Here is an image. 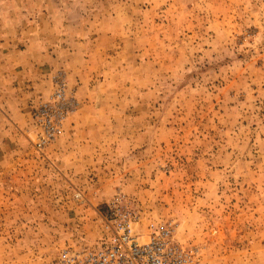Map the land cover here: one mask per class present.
I'll return each mask as SVG.
<instances>
[{
    "label": "rangeland",
    "instance_id": "obj_1",
    "mask_svg": "<svg viewBox=\"0 0 264 264\" xmlns=\"http://www.w3.org/2000/svg\"><path fill=\"white\" fill-rule=\"evenodd\" d=\"M118 194L194 264H264V0H0V264L94 246Z\"/></svg>",
    "mask_w": 264,
    "mask_h": 264
},
{
    "label": "built area",
    "instance_id": "obj_2",
    "mask_svg": "<svg viewBox=\"0 0 264 264\" xmlns=\"http://www.w3.org/2000/svg\"><path fill=\"white\" fill-rule=\"evenodd\" d=\"M47 100L38 102L34 113V146L43 150L62 130L70 110V99L61 80ZM125 195L118 194L110 203L114 216L110 235L94 246L63 248L50 264H194L192 250L174 242L173 228L167 223H150L145 233L135 232L138 222L126 208Z\"/></svg>",
    "mask_w": 264,
    "mask_h": 264
}]
</instances>
